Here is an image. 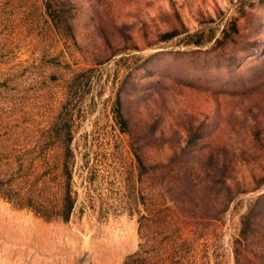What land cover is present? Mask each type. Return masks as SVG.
<instances>
[{
    "label": "rangeland",
    "instance_id": "374dc122",
    "mask_svg": "<svg viewBox=\"0 0 264 264\" xmlns=\"http://www.w3.org/2000/svg\"><path fill=\"white\" fill-rule=\"evenodd\" d=\"M1 160L76 201L0 197V264L264 260V0H0Z\"/></svg>",
    "mask_w": 264,
    "mask_h": 264
},
{
    "label": "trees",
    "instance_id": "16d2710c",
    "mask_svg": "<svg viewBox=\"0 0 264 264\" xmlns=\"http://www.w3.org/2000/svg\"><path fill=\"white\" fill-rule=\"evenodd\" d=\"M173 32H166L162 37L167 38ZM72 155L69 145L63 147L62 159ZM9 156V154H8ZM7 156V157H8ZM66 161V160H65ZM61 173L47 178H33L27 166L19 162L15 167L5 161H0V197L20 208H26L34 214L46 219L58 218L69 220L75 207V192L71 189V170L66 162L61 163ZM46 176V175H44ZM48 183L55 187L53 192H47ZM249 217L244 216L241 237L248 240ZM252 245L239 239L234 251V264H264L258 257H249L247 252ZM264 250V246H260ZM140 251L129 254L123 264H146Z\"/></svg>",
    "mask_w": 264,
    "mask_h": 264
}]
</instances>
